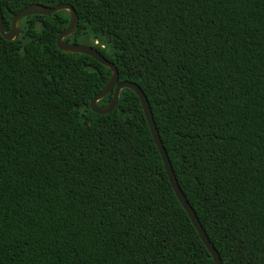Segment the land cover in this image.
Segmentation results:
<instances>
[{
    "label": "trees",
    "instance_id": "16d2710c",
    "mask_svg": "<svg viewBox=\"0 0 264 264\" xmlns=\"http://www.w3.org/2000/svg\"><path fill=\"white\" fill-rule=\"evenodd\" d=\"M71 5L77 31L147 96L179 185L221 264H264V0H0ZM70 13L0 33V264H214L139 97L91 101L111 70L61 52ZM113 92L98 105L104 107Z\"/></svg>",
    "mask_w": 264,
    "mask_h": 264
},
{
    "label": "water",
    "instance_id": "95a60500",
    "mask_svg": "<svg viewBox=\"0 0 264 264\" xmlns=\"http://www.w3.org/2000/svg\"><path fill=\"white\" fill-rule=\"evenodd\" d=\"M64 10L70 13V23L68 27L59 35L57 39L58 49L64 53L88 55L111 70V78H110L108 85L98 95H96L94 99L91 101L90 106H91L92 111L99 115H107L117 108L119 104V100H120V94L124 89H130L136 93V95L140 99V102L143 107V111L147 119L149 128L151 130L153 139L155 141V144L160 152L161 158L165 165V169L167 171V175L169 177L171 186L179 202L181 203L185 211L188 213L202 242L204 243L208 251L211 253L214 264H221V257H220L219 252L216 250L215 246L210 241L203 225L201 224L199 218L197 217L196 212L194 211V209L188 202L187 198L185 197L179 185V182L177 180V177L173 169L172 163L170 161L169 155L163 145L159 130L157 129L149 100L147 96L145 95L144 91L141 89L139 85L132 83L130 81H124V82L119 83V72H118L116 65L108 61L97 50V48L90 47V46L83 45V44H72V43L66 42V39L72 36L79 27V16L76 10L71 5H68V4L58 5L54 8H47L41 5L29 6L21 10L19 13H17L13 17L9 31L6 30V27L4 25V21L1 15V11H0V33L2 37L8 41L17 40L22 35V30L19 28V24L21 23L23 19L30 17V16H34V15L49 16V15H53V14H56ZM112 92H113L112 101L108 105L104 107H100L98 103L104 98H106Z\"/></svg>",
    "mask_w": 264,
    "mask_h": 264
}]
</instances>
